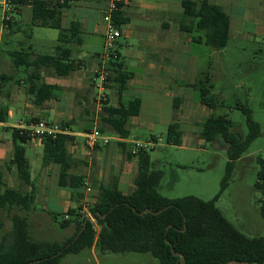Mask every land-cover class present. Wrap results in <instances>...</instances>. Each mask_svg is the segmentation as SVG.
<instances>
[{
    "label": "trees",
    "instance_id": "obj_1",
    "mask_svg": "<svg viewBox=\"0 0 264 264\" xmlns=\"http://www.w3.org/2000/svg\"><path fill=\"white\" fill-rule=\"evenodd\" d=\"M72 0H18L17 15L26 4L33 6L32 27L50 28L59 31L58 45L53 54L38 55L31 60L27 52L20 50L12 54L16 67L32 68L29 81V94L37 106H41L55 96L57 88L46 84L40 77L42 67L52 68L58 76H68L81 69V61L72 58L68 44H82L78 22H72L69 28H63L64 10ZM119 6V3H118ZM184 12L179 15L180 32L187 34L195 43L204 44L213 51H221L229 44L230 18L223 8L210 0L184 1ZM119 10V9H118ZM116 11L114 25L121 29L127 19H121ZM17 18V17H16ZM18 22L9 25L11 30ZM117 53V52H116ZM110 62L111 82L119 84L118 93L122 97L127 83L133 74L127 72L117 53ZM4 80V77H1ZM198 93L199 102L211 110L212 115L202 124L200 138L206 143L222 142L227 147L228 162L219 194L212 200H203L196 196H184L170 199L159 191L164 171L154 168L150 151L140 149L137 154L129 153L126 158L136 157L138 173L134 178V187L128 194L121 192L119 177H113L109 186H100L95 193L96 202L90 207L99 231L95 225L84 218L80 211V201L84 197L85 177L74 173L81 163L69 152V144L74 137L60 134L57 138L45 137L43 145V165L60 166L59 187L71 192L72 201L77 203L69 209L60 226L74 228V234L60 241H35L31 238L29 218L21 212L32 210L36 199V185L31 178V167L26 156V144L31 141L29 131L11 128L14 143L10 167H15L22 184L31 187L29 191L21 188H6L0 194V208L12 213V228L4 230L0 220V264H60L62 258L70 254H79L87 249L116 254L150 253L159 264H228L237 261L242 264H264V236L250 237L230 222L225 213L217 206V201L230 185L236 161L249 149L261 135V126L252 119V111L246 105H237L247 115L248 134L243 136L233 131L234 124L227 115L216 114L225 107L221 99L213 92V81L209 72L201 73L192 85ZM179 99H175V110L179 109ZM141 99H131L128 105L118 107L109 101L102 106V125L109 126L120 138L128 139L129 120L139 115ZM8 118L7 109L2 108L0 121ZM68 124H73V121ZM184 131L179 119L169 126L166 142L181 146ZM124 148V145L121 143ZM260 171L255 188L263 198L260 214L264 217V158H260ZM1 182V174H0ZM139 213L150 209L154 212L164 209L160 214ZM68 216V218H66ZM170 242L172 246L168 243ZM173 249L178 255L173 253Z\"/></svg>",
    "mask_w": 264,
    "mask_h": 264
},
{
    "label": "crops",
    "instance_id": "obj_2",
    "mask_svg": "<svg viewBox=\"0 0 264 264\" xmlns=\"http://www.w3.org/2000/svg\"><path fill=\"white\" fill-rule=\"evenodd\" d=\"M56 2L57 0H52ZM64 0H61L63 2ZM187 0H119L118 11L121 19L128 22L121 26L115 54H119L125 70L133 74L127 83L122 97H119L116 82H111L106 89L110 105L118 107L128 105L134 98L141 99L139 115L132 117L128 123L131 136L123 139L111 129L104 126L100 130L98 121L85 126L86 115H74L75 107L79 105H97L98 91L95 88L97 72L101 66L100 55L104 51V33L106 23L103 16L112 0H72L64 10L62 17L63 28H69L72 22H78L82 44H68L72 50V58L81 61V69L71 72L68 76H58L54 69L42 67L40 77L46 84L57 88L55 96L41 106H37L29 94V77L32 68H25V76L16 77L15 64L12 54L23 50L30 59H35L38 49H35L36 33L34 30L23 31L24 25H32L33 6L26 4L21 8L18 22L10 33H25L27 41L19 42L21 49H12L9 54L11 61L4 65L0 60V77H4V88L1 93L2 108L7 109L8 118L0 121V130L11 131V128L29 130L39 120L61 123L67 129L66 134L74 137L69 144V152L81 163L74 173L85 177V183L97 191L102 185L109 186L113 177H119V187L122 193L128 194L134 187V178L138 173L136 157L127 159L136 143H156L161 138L152 135L145 141L139 140L133 129L153 131L160 124L167 127L175 120L176 111L184 131V147L189 143L202 146L204 140L199 136L202 124L212 115L213 110L203 106L192 85L199 75L209 72L212 76L214 58L222 57L223 50L213 51L204 44L195 43L190 36L180 32V18L184 12L183 2ZM199 1V0H190ZM217 4L229 15L230 39L258 42L264 39V0H210ZM29 12H26L28 11ZM59 36V35H58ZM44 42V38H37ZM34 41V42H33ZM52 46L50 54L55 52L58 45ZM117 52V53H116ZM20 68V67H18ZM14 69V70H13ZM97 91V92H96ZM175 99H179V109L175 110ZM146 105H152L146 110ZM77 113V114H78ZM199 117V118H198ZM76 118V121H75ZM12 120V122H10ZM73 121V124H68ZM194 125L199 126L195 129ZM95 128L102 133V139L91 149L86 144V135ZM121 143L124 145H121ZM155 145V147H156ZM41 140L31 139L26 144V156L31 167V178L36 185V199L31 211L27 212L31 226V217L42 213L37 210L41 205L42 211L56 217L59 213L64 216L77 203L72 201L71 192L59 187L60 166L58 164L43 165ZM14 143L7 137H0V194L6 188L22 186L15 167L8 165L13 157ZM23 188L29 191L30 186ZM7 211L0 208V213ZM10 215L12 213H9ZM1 215V214H0ZM70 229V228H68Z\"/></svg>",
    "mask_w": 264,
    "mask_h": 264
},
{
    "label": "rangeland",
    "instance_id": "obj_3",
    "mask_svg": "<svg viewBox=\"0 0 264 264\" xmlns=\"http://www.w3.org/2000/svg\"><path fill=\"white\" fill-rule=\"evenodd\" d=\"M16 17L19 18L18 15ZM31 30L35 31L37 38H44V42L35 39V49H38V53L50 54L52 46L57 44L59 31L32 27L28 24L23 26V31ZM25 35L19 32L12 34L3 28V11L0 6V60L4 65H9L11 61L9 52L16 48L21 49L18 43L27 41ZM223 51L221 58L219 56L214 58L212 81L213 92L223 101L225 107L218 108L215 113L227 115L234 124L233 131L246 136L249 131L247 115L236 108L237 105H246L252 111V119L260 124L261 135L236 161L230 185L217 201V206L228 220L247 236H264V217L260 214L258 202L263 195L255 188L260 171L259 160L264 158V39L249 42L234 38ZM15 69L17 78L25 76L24 66L20 68L15 66ZM195 96L198 97L197 92ZM107 97L110 102L108 95ZM79 106L75 107L74 115L75 117L79 113L86 115V120L83 121L86 127L93 125L96 120L99 126L102 125V113L95 102L92 105ZM145 109L151 110L152 105H146ZM174 118L178 119L176 111ZM194 128L199 129V126L194 125ZM133 131L142 141L150 139L152 135L161 138L156 147L148 149H153L150 153L154 168L164 171V178L159 187L162 195L170 199L190 195L208 201L219 194L229 160L227 147L222 142H204L202 146L190 143L184 147L169 145L166 142L168 127L165 124H160L153 131L135 129ZM7 136L12 139V131L0 130V137ZM42 157L41 150L40 158ZM2 169L4 170L1 166L0 170ZM16 186L21 189L27 187L25 184L20 186L19 183ZM37 210L42 213L38 220L37 216L30 218V234L33 240L64 242L74 234V228L64 229L60 226L64 219L63 214L59 213L54 217L44 213L41 205L37 206ZM21 213L27 214L25 211ZM0 214V220L5 224L4 230H10L12 222L9 212ZM60 264H159V262L150 253L116 254L93 248L79 254L67 255L61 259Z\"/></svg>",
    "mask_w": 264,
    "mask_h": 264
},
{
    "label": "built area",
    "instance_id": "obj_4",
    "mask_svg": "<svg viewBox=\"0 0 264 264\" xmlns=\"http://www.w3.org/2000/svg\"><path fill=\"white\" fill-rule=\"evenodd\" d=\"M118 1L112 0L108 10L103 16V21L106 23L104 33V51L100 55L101 66L97 72L95 88L98 91L96 102L98 110L102 111L104 102L108 101L106 94L107 86L111 83L110 77L112 71L110 70V62L116 59L115 48L119 38L121 37V30L114 25L113 16L118 9ZM18 0H0V6L3 11V28L9 30V25L16 20ZM4 88V81L0 77V113L2 110L1 93ZM29 136L32 139L42 140L45 137L57 138L60 134H66L67 129L61 123L49 122L47 120H39L29 130ZM102 139V133L95 128L86 135V144L89 148L94 149L99 140ZM156 143H136L133 146L132 153L137 154L140 149L154 148ZM96 191L90 184L85 183L84 197L80 201L81 215L89 219L99 229L94 215L90 211V207L96 202ZM68 218V216H66Z\"/></svg>",
    "mask_w": 264,
    "mask_h": 264
},
{
    "label": "water",
    "instance_id": "obj_5",
    "mask_svg": "<svg viewBox=\"0 0 264 264\" xmlns=\"http://www.w3.org/2000/svg\"><path fill=\"white\" fill-rule=\"evenodd\" d=\"M134 211L136 212V213H139L137 210H135L134 209ZM164 211V209H162V210H160V211H157V212H154V211H152V210H150V209H146L145 211H143V212H140L139 214L140 215H144V214H146V213H152V214H160V213H162ZM171 246H172V244L170 243V242H168ZM173 253L175 254V255H178V253H176L175 251H174V249H173ZM181 264H184V261H185V257L183 256V255H181ZM28 264H31V263H28ZM228 264H242V263H240V262H237V261H230Z\"/></svg>",
    "mask_w": 264,
    "mask_h": 264
}]
</instances>
